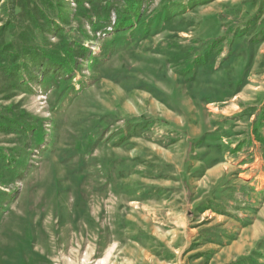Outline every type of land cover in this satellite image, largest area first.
<instances>
[{
    "label": "rangeland",
    "instance_id": "374dc122",
    "mask_svg": "<svg viewBox=\"0 0 264 264\" xmlns=\"http://www.w3.org/2000/svg\"><path fill=\"white\" fill-rule=\"evenodd\" d=\"M126 1L138 19L123 15ZM42 6L0 0V264H101L109 253L105 264H162L181 235L167 213L182 223L234 185L251 199L230 198V222L194 220L232 226L214 264H264V151L255 134L239 140L255 118L264 134V0H52V16ZM132 121L144 129L125 137ZM165 124L186 136L154 142ZM205 132L222 138L215 158L234 156L203 176V154L181 163L186 139Z\"/></svg>",
    "mask_w": 264,
    "mask_h": 264
},
{
    "label": "crops",
    "instance_id": "0c3cea01",
    "mask_svg": "<svg viewBox=\"0 0 264 264\" xmlns=\"http://www.w3.org/2000/svg\"><path fill=\"white\" fill-rule=\"evenodd\" d=\"M205 90H211V89L210 88H205ZM240 94H241L240 92H235V93L232 94V96L234 95L233 98L236 99V98H238V96H240ZM210 102H212V101H210ZM210 102H207V103H210ZM165 125H164V127H167V128L159 130L160 131L159 132L160 135H158L159 138H158V140H154V142L163 144L165 147H167L170 144H172L171 143L172 142V137H178V139L179 138L181 139L179 134H181V135L184 134V136H186L185 135L186 133L183 132L181 129H177V128L171 129L169 126H167V124H165ZM201 134L198 135L196 138L195 137H193L191 139L187 138L186 140L188 142V145H189V142L191 140L199 138L201 136ZM205 149L206 148H204L203 146L202 147H197V145H194V146L191 145L190 147H188V149L186 151L187 154L184 157V159L185 158L187 159V158H191L193 156L195 157L198 154H200V155L203 154L204 155L203 159H200V161H201L200 162L201 163L200 167L199 166H197V167L193 166V168L196 170V172L200 173V174H204L203 176H206L210 172L217 173L219 171V168L220 169L223 168L222 166L226 167V164L228 163V161L233 159V156H234L233 153L229 152V155L227 154L222 159H219V161L213 162L212 159L208 156V154L210 152L209 149H208V151H205ZM199 150H201V151H199ZM189 152H191V153L193 152V155L191 156V153H189ZM199 152H202V153H199ZM184 159H183L181 165H182V167L184 169H188L189 168L188 167L189 166V160H184ZM172 164L169 163L167 166L169 168L170 167L172 168V166L174 165V164L173 165ZM162 169H163V173H164V171H165L164 167ZM223 175H224V173L221 172V174L218 176V178H222ZM219 180L220 179H218V181H216V183H218ZM138 196L140 197L141 194L139 193ZM211 198H214V196L211 197ZM208 211L211 213L210 215L216 214L217 216H225L227 218L229 217V220H228L229 222H230L231 219H233L230 216V214H228L226 212H218L217 210H214V209L210 208V209H200L199 211H197L198 213H194V211H191V210L187 211L186 215L184 214L186 216V217H184L185 218L184 222L177 223L178 220L170 219V217H172L173 214L171 213L169 215V213H167L168 214L167 219H169L168 223L169 222H172L173 224L176 223L177 224L176 226H178L177 227L178 231L180 232L181 235H180V241L178 240L177 242H175V240H177L179 237L177 239L172 238L169 241V245L171 247L176 243L174 245V248H173L175 253H173L172 256H170L168 258H165V260H160L159 259L160 263H162V264H195V262L198 263L199 260H207L208 262H206V264H214L216 262L219 263L220 257H221V251L219 250V244L221 243V239H220V236L218 234H216V235H213V234H214V232H220V231H222V232L224 231L225 233H227V232H229L232 229V226L227 225L226 222L223 223V224L222 223H217V222L216 223H214V222L203 223V221H195L194 220L195 219L194 217L197 216L199 213L207 214ZM176 213H177V215L178 214L182 215L180 211H177ZM189 218H190V221H192V223L189 221ZM167 219L164 218V221L166 222ZM165 222L161 223V225L167 224V222L166 223ZM218 222H219V220H218ZM126 226H127V224H126ZM122 227H124L123 224H122ZM187 230L189 232V236H190L189 238L187 236ZM170 231H172V230H170ZM208 232L211 233V234L205 235V233H208ZM199 233H202V234H199ZM136 234H141V233H136ZM136 234L135 233L131 234V236L133 238H135L134 240H136V241L140 240V241L145 243V242H150L151 239H152L150 234H147V236H145V237H144V234H142L143 236L142 235L139 236V235H136ZM151 234L153 236H156L158 239L163 241V239L161 238L162 236L156 235V233H154V232L151 233ZM197 236H199V238L201 240L197 239ZM187 239H188V242H189V240L196 239L195 240V244H197L199 242H202V243H201L200 246H196L197 248H194V247L190 248V246L188 248ZM116 244H117V241H114V247H111V249H114L116 247ZM167 244H168V242H167ZM205 244H207V246H210L209 247L210 249H207V250L203 251L200 248L202 247V245H205ZM180 248L181 249L182 248H186L185 251H184L185 252L184 256H182V254H180L179 256L175 255V254H178L180 252L179 251ZM208 253H209V255H208ZM158 254H160V253L158 252ZM189 256H197L195 258V262L189 261V259H188ZM157 257L159 258L158 255H157ZM236 257L237 256H235L234 258H230L228 261H226L227 263L225 262V264H228L229 261H233ZM205 258H207V259H205ZM109 259H110V253H109V255H106L105 257H103L101 259V264H105L106 262L109 261ZM148 264H150V263H148ZM151 264H153V263H151Z\"/></svg>",
    "mask_w": 264,
    "mask_h": 264
},
{
    "label": "trees",
    "instance_id": "16d2710c",
    "mask_svg": "<svg viewBox=\"0 0 264 264\" xmlns=\"http://www.w3.org/2000/svg\"><path fill=\"white\" fill-rule=\"evenodd\" d=\"M51 1L52 0H45V1L43 0V6L40 7L42 9V14H46V13H50L51 14V8H50L51 7ZM183 2H186V1H183ZM47 3H48V5H47ZM57 5H58V7L60 6L59 3H57ZM123 6H124V8L126 10V12H124L123 15H129L130 16L129 17L130 20H132L133 17H136V19H138V17H139L138 16L139 15L138 1H132V2H127L126 1V2H124ZM51 16H52V14H51ZM102 16H100V17H102ZM119 21H120V16L118 17V21H117L118 24H119ZM212 40H213V38H212ZM60 62L61 63H65L63 61H60ZM71 63L72 62L66 61V64L63 67L67 68V67L70 66ZM68 69H70V67ZM213 74L214 73H211V74L208 73V74H204V76L210 75V76H208L206 78H208V79L211 80V76ZM26 84H27V82H22V85H26ZM147 88L149 89V87H147ZM241 88H242V86H241ZM227 90L225 89L224 92H226ZM227 93L228 94H231L230 92H227ZM232 93H234V91ZM202 99H203L202 104H205V103L209 102L208 101V99H209L208 96L205 97V98H202ZM253 111L254 110H252V112ZM260 120H262V119H260V118L256 119L255 118L252 121V123L250 124V128L247 129L248 132L250 130H252V131L250 133H248V134H247V132L244 133V134H242L241 135V138L239 140L245 141V144L253 145L254 143H253V140H252L251 136H254V134H255L256 137L257 138L259 137L258 139L260 140V141L258 140L260 142V144H261L260 145V148H261L260 150L264 151V134H263V124H262L263 122L261 121V123H260ZM137 125L138 124L136 122H134V121H132V123L131 122H124V126H125V129H126L125 132H124V136L126 137L125 134L128 133V130L129 129H131L132 131L139 130L140 132L144 129L143 128L144 125H140L139 127H137ZM149 132L150 131H148V134H149ZM214 132H217V131H214ZM214 132H212V133H214ZM207 133H209V132H205V134L202 133V135L199 138L191 140L189 142V147L191 145H193V146L194 145H203V147L209 149L210 152H209L208 156L212 159V161L213 162L219 161V159H222V157L221 156L218 157V158H215V157H216L217 154H220V153H222L224 151V150H219V149H222L223 148V143H220L221 140H222V138L220 137V138L214 139V140H212V143L209 144V142H207V138H206V136L208 135ZM144 134L141 133V135L138 136V137H142ZM209 134H211V133H209ZM215 140H217L218 142H216ZM189 153H191V152H189ZM192 154H193V152L191 153V156H192ZM187 160L190 161V158H187ZM118 172L119 173H116L118 176L120 175V173L127 174L126 171H122V170H118ZM225 188H226L225 186H222L221 189H220V191L218 192L219 196L217 198H209L207 202L208 203H211V204H208L207 203L202 208L203 209H210V208L211 209H214V208H216L214 210H217L219 212H226V213L230 214V216L232 217V216H236V212H238V209L234 206L233 203L230 202V198H233L234 200L237 199V200H239L238 203H244V205L246 204V202L247 203H250V199H251L250 198V193H249L250 189L249 188L247 189L245 185H238V186H235L234 185V186L231 187V189H228L230 191L232 190L231 191V194H232L231 197H227V196L230 195V193H229V195H224L223 196V194H224L223 192L225 191ZM217 199H219V200L220 199H223V201H220L221 204L220 203L213 204V203H215V200H217ZM213 205L214 206H217V207H213ZM220 232H217V233L214 232L213 235L218 234L219 236H221V233ZM208 234H211V233H209V232L208 233H205V235H208ZM230 264H244V261H242V262L232 261Z\"/></svg>",
    "mask_w": 264,
    "mask_h": 264
},
{
    "label": "bare ground",
    "instance_id": "6f19581e",
    "mask_svg": "<svg viewBox=\"0 0 264 264\" xmlns=\"http://www.w3.org/2000/svg\"><path fill=\"white\" fill-rule=\"evenodd\" d=\"M139 116V115H138ZM77 199V198H76ZM18 241V240H17ZM17 248V247H16ZM17 257V256H16ZM16 257H14V258H16ZM7 260V259H6Z\"/></svg>",
    "mask_w": 264,
    "mask_h": 264
}]
</instances>
